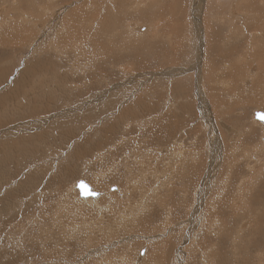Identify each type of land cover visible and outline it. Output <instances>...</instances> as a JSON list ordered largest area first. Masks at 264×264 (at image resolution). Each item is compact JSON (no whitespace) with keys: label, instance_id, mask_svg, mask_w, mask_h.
<instances>
[{"label":"rangeland","instance_id":"rangeland-1","mask_svg":"<svg viewBox=\"0 0 264 264\" xmlns=\"http://www.w3.org/2000/svg\"><path fill=\"white\" fill-rule=\"evenodd\" d=\"M136 1L0 0V102L11 97L0 107V264H264V125L253 117L264 111V64L255 56L264 52L263 27L249 37L264 1L252 17L242 14L249 0H224L223 9L211 0L215 11L210 0ZM28 5L37 33L23 21ZM153 7L161 14L138 15ZM107 14H120L113 29L86 40ZM199 21L213 28L201 34ZM128 26L142 33L130 36ZM212 30L221 37L206 45ZM252 74L259 78L249 83ZM79 180L98 194L80 197ZM239 188L249 197L239 199Z\"/></svg>","mask_w":264,"mask_h":264},{"label":"bare ground","instance_id":"bare-ground-1","mask_svg":"<svg viewBox=\"0 0 264 264\" xmlns=\"http://www.w3.org/2000/svg\"><path fill=\"white\" fill-rule=\"evenodd\" d=\"M31 1V0H30ZM41 1V0H40ZM42 1H45V0H42ZM117 0H114V3L116 2ZM138 1V0H137ZM136 1V2H137ZM199 0H193V3L191 4V6L193 7V5L194 4H196L197 2H198ZM209 1V0H208ZM258 1L259 0H257L256 1V4H257V6L259 5V3H258ZM261 1H264V0H261ZM118 2H120V0H118ZM140 2V1H139ZM148 2V1H147ZM159 2V1H158ZM176 2V1H175ZM200 2L201 3H203L202 2V0H200ZM207 2V1H206ZM223 2H224V0H221V1H217L216 2V4H215V7H220L221 9H223V7H222V5H223ZM245 1H243V2H241V3H244ZM33 3V2H32ZM38 3H40L41 4V2H38ZM44 3V2H43ZM123 3V2H122ZM132 3V2H131ZM134 3V2H133ZM141 3V2H140ZM149 3V2H148ZM154 3V2H153ZM177 3V2H176ZM260 3H262V2H260ZM121 4V3H120ZM172 4H174V3H172ZM204 4V3H203ZM203 4H202V6H203ZM225 4V3H224ZM232 4V8H233V11L236 13V9H237V4L238 3H235V2H232L231 3ZM245 4V3H244ZM254 4V1H251L250 3H248V4H246L245 5V7L247 6V7H249V8H251V6ZM39 5V4H38ZM117 5V4H116ZM125 5V4H124ZM153 5V4H152ZM157 5H158V3H157ZM156 5V6H157ZM213 4H212V2H211V0L209 1V4H208V7H209V9L210 8H212L214 11H215V9L213 8V6H212ZM30 5H28V7H29ZM33 6V5H32ZM32 6H30V7H32ZM115 5H113V7H114ZM119 6V5H118ZM117 6V7H118ZM132 6V5H131ZM136 6H138V5H136ZM206 6V5H205ZM3 7V6H2ZM30 7L28 8V12H27V16H25L24 18H23V21L25 22V23H27V24H29V27L30 26H32L33 28H31V30L32 31H35V27H34V25H31V23H32V21L30 20V16H31V13L29 14V12H31V10H33V8L32 9H30ZM34 7V6H33ZM116 7V6H115ZM121 7V6H120ZM135 7V6H134ZM158 7H161L160 5L159 6H157V8ZM177 7V6H176ZM190 7V6H189ZM198 7V6H197ZM43 8V7H42ZM58 8V7H57ZM122 8V7H121ZM125 8V7H124ZM154 8V7H153ZM156 8V7H155ZM155 8L154 9H152L153 11H155ZM156 8V12H143V11H138L139 13H138V15H140L141 17H142V15L144 14V16L145 17H147L148 19H152V17L151 16H156V15H160L161 14V11L159 12L158 10L159 9H157ZM202 8V7H201ZM219 8V11H222L221 9ZM41 9V8H40ZM63 9H65L64 8V6H60V8L57 10V18L58 17H60V15L64 12L63 11ZM114 9H116V8H113V10ZM118 9V8H117ZM126 9V8H125ZM172 9L173 8H168L166 11H167V13H171V11H172ZM205 9H207V8H205ZM209 9H207V10H209ZM211 9V10H212ZM229 9H231V7L229 8ZM4 10V9H3ZM3 10H1V8H0V12H2ZM43 10V9H42ZM45 10H47L46 8H45ZM55 10H56V8H55ZM67 10V9H66ZM109 10V9H108ZM112 10V9H111ZM119 10H120V8H119ZM123 10V9H122ZM121 10V11H122ZM138 10H141V9H138ZM148 10V9H147ZM150 11H151V9H149ZM161 10V9H160ZM171 10V11H170ZM185 10V9H184ZM190 10V9H189ZM207 10H205V14H206V11ZM116 11V10H115ZM201 11V10H200ZM210 11V10H209ZM209 11H208V13H209ZM219 11L217 12V13H219ZM5 12V11H4ZM4 12H3V14H4ZM33 12V11H32ZM109 13L111 12V11H108ZM117 12V11H116ZM135 12H137V11H135ZM157 12H159V13H157ZM190 12V11H189ZM211 12V11H210ZM213 12V11H212ZM243 12V13H242ZM242 14H245V10H242ZM7 13V11L5 12V14ZM165 13V12H164ZM172 13H173V11H172ZM201 13V12H200ZM202 13H204V12H202ZM259 11H255L253 14H255L256 16H258L259 15ZM113 14H114V12H113ZM113 14H107L106 15V17H105V15H104V18H102L100 21H101V23H100V25L98 26V27H96V28H92V30H90L89 32H90V35L86 38V40H88L89 42H91L92 40H91V35L92 34H95V40H96V35H97V33H96V31L97 30H100L101 29V27H102V30H104V31H107V29H113V26H114V24H116L118 21H117V18H118V14H116V15H113ZM136 14V13H135ZM213 14V13H212ZM214 14H216V13H214ZM240 14V13H239ZM1 15V14H0ZM137 15V14H136ZM146 15H148V16H146ZM171 15V14H170ZM189 15V14H188ZM210 15V14H209ZM4 16H6V15H4ZM213 16V15H212ZM238 16H240V15H238ZM263 16H264V14H263ZM28 17V18H27ZM218 17V16H217ZM230 17H232V16H230ZM234 17V16H233ZM39 18V17H38ZM176 18V17H175ZM186 18H188V17H186ZM205 18V17H204ZM224 18V17H223ZM244 18V17H243ZM242 18V19H243ZM32 19V18H31ZM100 19V18H99ZM123 19V18H122ZM219 19L220 20H222L221 19V17H219ZM239 19V18H238ZM241 19V18H240ZM239 19V20H240ZM245 19V18H244ZM2 20V19H1ZM63 20V19H62ZM94 20V19H93ZM120 20H121V18H120ZM203 20H205V19H203ZM207 20V19H206ZM213 20V19H212ZM227 20H229V19H227ZM232 20H234V19H232L231 18V20H229V22L227 23V24H231V21ZM34 21H36V20H34ZM43 21V20H42ZM96 21H98V20H96ZM96 21H95V23H96ZM151 21V20H150ZM190 21H192V20H190ZM92 22L93 21H91V24H92ZM123 22V21H122ZM121 22V23H122ZM155 22V21H154ZM200 22V31H199V33H201L202 32V27H203V23L201 22V21H199ZM198 22V23H199ZM203 22H205V21H203ZM214 22V21H213ZM242 22H245V21H242ZM260 22L262 23V24H260ZM256 21L255 23L253 22V24L254 25H252L251 24V26H252V28H253V30L251 31V33L249 34V37H253L254 39H255V36H257L258 35V29H261L262 30V27H263V29H264V18H262V21ZM124 23V22H123ZM220 23H221V21H220ZM226 23V22H225ZM224 23V24H225ZM36 24H37V22H36ZM97 24V23H96ZM153 24V23H152ZM214 24V23H213ZM216 24V23H215ZM232 24H234L235 25V23H234V21H233V23ZM44 25V23H40L38 26H37V29L36 30H38V31H42L43 29H42V27L41 26H43ZM123 25V24H122ZM175 25V24H174ZM218 25H220V24H218ZM226 25V24H225ZM144 26V25H143ZM222 26V29H224V27H223V24L221 25ZM229 26V25H228ZM58 27V26H57ZM56 27V28H57ZM121 27V26H120ZM119 27V28H120ZM124 27H126V26H124ZM136 27V26H135ZM171 27V26H170ZM204 27H206V29L205 30H207V28L208 29H210V28H213V26H211V24L210 23H208L207 21H206V26L204 25ZM215 28H217V30L219 29L218 27H216V26H214ZM230 27H232V26H230ZM247 27H250V26H247ZM59 28V27H58ZM144 28V27H143ZM142 28V29H143ZM172 28H174V27H172ZM199 28V27H198ZM227 28V27H226ZM229 28V27H228ZM128 29H129V31H127L128 32V34L131 36H135L136 34H140V33H142V31H140V32H136L135 33V31L132 29V28H130V26H128ZM154 29H155V27H154ZM176 29V28H175ZM204 29V28H203ZM222 29H220V30H222ZM231 29H233V28H231ZM231 29H229V31L231 30ZM125 30V29H124ZM144 30V29H143ZM152 30V29H151ZM211 30V29H210ZM254 30H256V31H254ZM258 30V31H257ZM260 30V31H261ZM175 31V30H174ZM173 31V32H174ZM215 31V30H214ZM213 30H212V33L211 32H208V37H205L204 38V40L206 39L207 40V44L206 45H208V44H212V43H216V41H215V39H217L218 37H219V34L217 33V32H214ZM36 33H37V31H35ZM144 32V31H143ZM172 32V31H171ZM178 32V31H177ZM177 32H176V34H177ZM206 32V31H205ZM219 32V31H218ZM224 32V31H223ZM222 32V33H223ZM264 31H261L259 34L261 35V37L262 36H264L262 33H263ZM111 33V32H110ZM203 33H204V31H203ZM210 33H211V37H210ZM220 33V32H219ZM227 33V32H226ZM104 34H106V33H104ZM103 34V35H104ZM202 34V33H201ZM232 34V33H231ZM98 35H99V32H98ZM172 35V34H171ZM200 35V34H199ZM204 35V34H203ZM202 35V36H203ZM221 35V34H220ZM224 35V34H223ZM222 35V36H223ZM241 35V34H240ZM73 36V35H72ZM100 36H102L101 34H100ZM106 36H109L108 34L106 35ZM106 36H104V37H106ZM111 36V35H110ZM173 37V40L171 41V43H172V47L176 44L175 43V40H174V36L175 35H172ZM201 36V37H202ZM228 36V35H227ZM229 36H230V33H229ZM233 36V35H232ZM238 36V35H237ZM98 37V36H97ZM139 37V36H138ZM177 37V36H176ZM201 37H200V39H201ZM221 37V36H220ZM219 37V38H220ZM224 37H226V36H224ZM100 38V37H99ZM122 38V37H121ZM133 38V37H132ZM135 39H136V37H134ZM129 39V38H128ZM135 39H133L134 41H135ZM138 39V38H137ZM211 39V40H210ZM258 39V38H257ZM100 40V39H99ZM117 40H119V38L117 39ZM122 39H120V41H121ZM131 40V39H130ZM262 40H264V39H262ZM94 41V40H93ZM104 41H105V39H104ZM85 42H87V41H85L84 40V43L83 44H85ZM177 42V41H176ZM206 42V41H205ZM251 43H250V48L251 47H253L254 49H255V47L257 46V44L256 45H254V40L253 39H251V41H250ZM262 42V41H261ZM93 43V42H92ZM97 43V42H96ZM99 43V42H98ZM101 43V42H100ZM119 42H117V44H118ZM178 43H179V41H178ZM256 43V42H255ZM83 44H76V45H74L75 47H76V49H77V51L75 50H73L74 52H72V55H73V57H79V56H81V55H83V53L81 54V46L83 45ZM110 44V43H109ZM90 45H91V43H90ZM94 45V44H93ZM123 45V44H122ZM206 45L204 44V46L206 47ZM259 45V44H258ZM84 46V45H83ZM105 46V45H104ZM112 46V45H111ZM176 46H177V44H176ZM260 46H261V43H260ZM260 46H258V47H260ZM74 47V48H75ZM106 47V46H105ZM115 47V46H114ZM121 47V46H120ZM160 48H161V46H159ZM178 47V46H177ZM262 47H264V43H262ZM83 48V47H82ZM110 48V47H109ZM122 48H123V46H122ZM133 48V47H132ZM163 48V47H162ZM209 48L210 49H214V47H211V46H209ZM140 49H141V47H140ZM145 49V48H144ZM172 49V48H171ZM181 49V48H180ZM252 49V48H251ZM254 49H252V50H254ZM92 50H93V47H92ZM125 50V49H124ZM173 50V49H172ZM181 50H183V49H181ZM180 50V51H181ZM71 51H72V49H71ZM70 51V52H71ZM115 50H113V52H114ZM131 51H133V50H131ZM145 50H143V52H144ZM161 51V50H160ZM185 51H186V49H185ZM188 51V50H187ZM91 52V51H90ZM93 52H94V50H93ZM92 52V53H93ZM112 52V51H111ZM110 52V53H111ZM142 52V51H141ZM181 52H183V51H181ZM95 53V52H94ZM123 53V52H122ZM144 53H146V51L144 52ZM144 53H142V54H144ZM188 53V52H187ZM231 53V52H230ZM254 53V52H253ZM96 54V53H95ZM94 54V55H95ZM126 54V52L124 53V55ZM139 54L141 55V53L139 52ZM92 55V54H91ZM91 55H90V58H92L93 57V55H92V57H91ZM119 55V54H118ZM138 55V54H137ZM136 55V56H137ZM171 55H173V54H171ZM183 55H185V56H187L186 54H183ZM191 55V54H190ZM259 56V57H261L262 58V61H261V63H263L264 64V52L263 51H260V50H256L255 51V56ZM123 56V55H122ZM157 56V55H156ZM170 56V55H169ZM165 57H167V55H165ZM188 57V56H187ZM249 57V56H248ZM251 57V56H250ZM115 58H116V56H115ZM118 58H120V57H118ZM139 58H141V59H143V56L142 57H139ZM139 58L137 57V59H138V61H139ZM171 58V57H170ZM178 58V57H177ZM95 59V58H94ZM112 59H114V58H112ZM123 59H124V57H123ZM125 59H126V56H125ZM124 59V60H125ZM172 59H173V57H172ZM193 59H195V58H193ZM250 59V58H249ZM253 60V59H252ZM73 61H75V59L73 60ZM164 61H167L168 62V59L167 58H165L164 59ZM172 61V60H171ZM170 61V62H171ZM112 62V61H111ZM134 62H137V60L136 61H134ZM170 62H168L169 64H170ZM174 62V61H173ZM172 62V63H173ZM73 63V62H72ZM162 63V62H161ZM199 63V62H198ZM254 63V62H253ZM253 63H252V68H250V67H248L247 69L248 70H255V66L253 65ZM75 64V63H74ZM122 64H125V63H122ZM257 64V62L255 63V65ZM262 64V65H263ZM132 65V67H134L133 66V64H129V67H128V69L130 68V66ZM196 65V64H195ZM248 65V64H247ZM12 65H10V67H11ZM16 66V65H15ZM126 66V64L124 65V67ZM198 66V65H197ZM256 66H258V65H256ZM72 67H74L73 65H72ZM71 67V68H72ZM123 66H121V68H122ZM127 67V66H126ZM125 67V68H126ZM166 68H167V66H166ZM246 68V67H245ZM73 69V68H72ZM124 69V68H123ZM127 69V68H126ZM126 69H124V71L126 70ZM258 69V68H257ZM134 70V69H133ZM169 70V69H168ZM242 70H243V68H242ZM142 71V70H141ZM256 72H254V73H259V70H255ZM261 71V70H260ZM69 72V71H68ZM76 71H74V73H75ZM161 72H162V70H161ZM164 72V71H163ZM194 72V71H193ZM79 73V72H78ZM77 73V74H78ZM129 73V72H128ZM132 73H133V71H132ZM142 73V72H141ZM153 73V72H152ZM252 73V72H251ZM70 74H72V73H70ZM82 74V73H81ZM144 74V73H143ZM154 74V73H153ZM171 74V73H170ZM3 75V74H2ZM79 75V74H78ZM85 75V74H84ZM87 75V74H86ZM128 75V74H127ZM137 75V74H136ZM142 75V74H141ZM252 75H254V74H252ZM257 75V74H256ZM259 75V74H258ZM4 76V75H3ZM88 76H90L91 77V74H89ZM126 76V75H125ZM140 76V75H139ZM162 76V75H161ZM264 76V75H263ZM90 77H88L87 78V82L86 83H88V82H91V79H90ZM94 77H95V75H94ZM133 77V76H132ZM258 77V76H257ZM161 78V77H160ZM164 78V77H163ZM259 78V77H258ZM261 78V77H260ZM68 78H65V80H67ZM98 79H99V77H98ZM97 79V80H98ZM167 79V78H166ZM169 79V78H168ZM83 80H85V77H84V79ZM95 80H96V78H95ZM248 81H249V79H247ZM164 81V80H163ZM6 82H7V80H6ZM76 82V81H75ZM93 82V81H92ZM90 83L91 85H90V87H92L93 86V83L95 82H93V83ZM100 82H102V81H100ZM124 82H125V80H124ZM165 83V82H164ZM166 83H168L167 81H166ZM249 83H250V81H249ZM4 84V83H3ZM41 84H43L42 86H40L41 88L43 87H45V89H47L48 88V86H45L47 83H41ZM40 84V85H41ZM97 84V83H96ZM1 85V84H0ZM73 85V90H74V87H75V89H79V86H80V84H72ZM79 85V86H78ZM89 85V83L87 84V86ZM98 85H100L99 83H98ZM103 85V84H102ZM165 85H167V84H165ZM256 85V84H255ZM76 86H78L77 88H76ZM83 86H84V84H83ZM168 86V85H167ZM71 87V86H70ZM86 87V86H85ZM103 87H105V86H102L101 88H103ZM99 88H100V86H99ZM100 88V89H101ZM111 88H113V87H111ZM165 88V87H164ZM163 88V89H164ZM59 89H60V87H59ZM96 89V88H95ZM168 89V88H167ZM43 90V89H42ZM73 90H72V92H73ZM104 90H106V89H104ZM259 90V89H258ZM60 91H62V90H60ZM59 91V92H60ZM76 91V90H75ZM88 91H89V89L88 88H83V91H80L79 92V96H81L82 94H88ZM108 91V90H107ZM40 92H42L41 90H40ZM109 92V91H108ZM258 92V91H257ZM110 93V92H109ZM60 94V93H59ZM96 94V93H95ZM101 94V93H100ZM111 94V93H110ZM97 95V94H96ZM104 95V94H103ZM92 94L91 95H89V96H87L86 98H85V101L87 100H89V99H92ZM98 96V95H97ZM107 96H108V94H107ZM94 97V96H93ZM96 97V96H95ZM106 96H104L103 98H105ZM111 97V96H110ZM130 97V96H129ZM128 97V98H129ZM138 97V96H137ZM8 98H11L10 97V95H8ZM108 98V97H107ZM127 98V99H128ZM126 99V98H125ZM131 99V98H130ZM109 100V99H108ZM111 100V99H110ZM109 100V101H110ZM121 100V99H120ZM90 101V100H89ZM101 101H102V99H101ZM113 101V100H112ZM124 101V100H123ZM138 101V100H137ZM39 102L45 107V108H47L48 107V104H47V102H45V101H43V100H39ZM119 102V101H118ZM117 102V103H118ZM128 102V101H127ZM140 102V101H139ZM86 103V102H85ZM89 103V102H88ZM93 103V102H92ZM116 103V104H117ZM120 103V102H119ZM96 104V103H95ZM90 105V104H89ZM101 105H103V104H101ZM113 105V104H112ZM91 106V105H90ZM105 106V105H104ZM107 107V106H106ZM118 107H119V104H118ZM114 108V107H113ZM116 108V107H115ZM141 108H142V105H141ZM108 109H109V106H108ZM116 110V109H115ZM108 111H110V110H108ZM165 112V111H164ZM102 113V112H101ZM110 113V112H109ZM116 113V112H115ZM58 114H60V113H58ZM106 114H108V113H106ZM119 114V113H118ZM58 116V115H57ZM118 116V115H117ZM125 116V115H124ZM108 117V116H107ZM121 117V116H120ZM51 123H52V121H50ZM124 125V123H122V127H124L123 126ZM223 126H225L224 124H222ZM51 126V125H50ZM57 126V125H56ZM120 126H121V123H120ZM113 127V126H112ZM118 127V126H117ZM114 128V127H113ZM105 130V129H104ZM107 130V129H106ZM113 130V129H112ZM107 132V131H106ZM250 135V133L247 135V136H249ZM114 139V138H113ZM239 139V138H238ZM237 139V140H238ZM19 152V151H18ZM28 153V152H27ZM28 154H30V151H29V153ZM38 154V153H37ZM259 154V153H258ZM16 155V154H15ZM31 155H33V154H31ZM250 155H252V154H250ZM254 155V154H253ZM245 157V156H244ZM257 157V156H256ZM259 158V157H258ZM1 163V162H0ZM3 163V162H2ZM2 165V164H1ZM0 165V166H1ZM246 165V164H245ZM244 166V165H243ZM248 166V165H247ZM249 167V166H248ZM250 167H251V165H250ZM254 168V167H253ZM257 168V167H256ZM261 168V167H260ZM262 169V168H261ZM255 170V169H254ZM248 171H250V169H248ZM260 173V172H259ZM251 175V174H250ZM249 176V175H248ZM210 177V176H209ZM250 177V176H249ZM244 178V177H243ZM247 178V177H246ZM210 180V179H209ZM247 181V180H246ZM255 182V181H254ZM77 183V182H76ZM245 183V182H244ZM252 183V182H251ZM256 183V182H255ZM236 184V183H235ZM238 184V183H237ZM239 184H241V183H239ZM238 184V185H239ZM250 184V183H249ZM89 185V184H88ZM257 185V184H256ZM90 186V191L91 192H93L94 193V196H96L97 194H98V190H96V189H93L92 187H91V185H89ZM239 186H242V184L241 185H239ZM244 186V185H243ZM246 186V185H245ZM251 186V185H250ZM247 187V186H246ZM257 187V186H256ZM259 187V186H258ZM262 187V186H261ZM241 188V187H240ZM239 188V189H240ZM254 188V187H253ZM242 189V188H241ZM241 189H240V192H239V199H241V200H243L244 199V196H245V194H246V192H242L243 190L245 191V189L243 188V190L241 191ZM246 189H248V188H246ZM263 189V188H262ZM205 190V187H204V189H199V192L202 194V192ZM237 190V189H236ZM247 191V190H246ZM249 191V190H248ZM249 194H251V192H248ZM261 193V192H260ZM236 195V194H235ZM247 196L246 197H249L248 196V194H246ZM94 196H90V197H94ZM238 196V195H237ZM251 196V195H250ZM229 197V196H228ZM234 197V196H233ZM236 198V197H235ZM238 198V197H237ZM238 199V200H239ZM232 200H235V199H233L232 198ZM237 200V201H238ZM250 200V199H249ZM245 202H246V200H244ZM235 202H236V200H235ZM2 203V202H1ZM233 203V202H232ZM230 203L231 204V207H232V205L233 204H235V203ZM237 203V202H236ZM240 203V202H239ZM248 203V202H247ZM259 203H261V202H259ZM258 203V204H259ZM263 203V202H262ZM229 204V205H230ZM251 204H252V202H251ZM250 204V205H251ZM256 204V203H255ZM239 205V204H238ZM247 205V204H246ZM249 205V206H250ZM237 205H235V207H236ZM239 206H241V205H239ZM248 205H247V209H249V210H251L250 208H251V206L249 207ZM256 207H254V208H257V205H255ZM258 207H260V206H258ZM227 208H229V209H232V208H230V207H228L227 206ZM236 208H238V207H236ZM236 208H234V209H236ZM242 208V207H241ZM253 208V207H252ZM234 209H233V213H234ZM246 209V208H245ZM245 209H244V211H245ZM260 209H261V207H260ZM259 209V210H260ZM237 210H239V209H237ZM259 210H255V211H259ZM243 211V210H242ZM244 211H243V213H244ZM237 212V211H236ZM239 212V211H238ZM240 212H241V209H240ZM247 211H245V213H246ZM248 213V212H247ZM255 213V212H254ZM263 213V212H262ZM236 214V213H235ZM240 215H242V213H239ZM259 214V213H258ZM238 215V214H237ZM252 215V214H251ZM243 216V215H242ZM246 217H247V215H246ZM249 217V216H248ZM251 217V216H250ZM258 217V216H257ZM259 217H261V216H259ZM263 217H264V215H263ZM255 218H256V216H255ZM255 218H251V220L252 219H255ZM243 219V218H242ZM241 219V220H242ZM248 219V220H247ZM246 220H242V227H245L246 226V224H248V223H250L251 221H250V218H247ZM264 220V219H263ZM250 221V222H249ZM255 221V220H254ZM210 223H211V221H210ZM254 224V223H253ZM256 224V223H255ZM253 228L255 227V226H253V225H251ZM249 228H250V226H248ZM251 227V228H252ZM258 227V226H257ZM260 227V226H259ZM262 228V227H261ZM260 229V228H259ZM258 231V230H257ZM260 232H261V230H260ZM260 232H257V233H260ZM248 233H249V230H248ZM250 234V233H249ZM251 235V234H250ZM250 235H248V236H250ZM247 236V237H248ZM250 238V237H249ZM248 238V239H249ZM242 242V241H241ZM255 245H254V247L257 245V246H260V245H258V244H256V243H254ZM241 245H242V243H241ZM243 247V246H242ZM263 247V246H262ZM256 248V247H255ZM142 249V248H141ZM260 249V248H259ZM264 249V248H263ZM258 249H256L255 251H257ZM258 252V251H257ZM240 253V252H239ZM214 254H216V253H214ZM226 254H227V252H226ZM254 256H256V255H254ZM260 257V256H259ZM211 258V257H210ZM209 263V262H208ZM227 263V262H226ZM210 264H212V263H210ZM260 264H262V262L260 263Z\"/></svg>","mask_w":264,"mask_h":264},{"label":"crops","instance_id":"crops-1","mask_svg":"<svg viewBox=\"0 0 264 264\" xmlns=\"http://www.w3.org/2000/svg\"><path fill=\"white\" fill-rule=\"evenodd\" d=\"M251 2V0H249L248 2H244L245 3V5L246 4H248V3H250ZM257 4H256V2H254V4L251 6V8L249 9V10H246V12L245 13H247V14H249V16L250 17H252L251 16V14H253L254 12H255V10H256V8H255V6H256ZM246 8H247V6H246ZM249 8V7H248ZM118 17H120V14H118ZM250 17H249V20H250ZM117 20H118V18H117ZM85 34V36H86V38L90 35V32H85L84 33ZM89 48H90V50H92V46L91 45H89ZM81 56H83V55H81ZM80 57V56H79ZM75 67V66H74ZM239 67L242 69L243 68V64H241V65H239ZM233 69H234V71L235 72H237V69H235V67H233ZM73 70V69H72ZM86 74V73H85ZM18 77V76H17ZM247 79H249V81L251 82V81H253V80H256L257 79V77H256V75H251L250 76V78H247ZM48 80H50V78H47V80L46 81H44V83H47L45 86H48ZM51 81H53L52 79H51ZM247 81V80H246ZM86 82H87V80H86ZM91 85V84H90ZM89 85V86H90ZM70 86V85H69ZM63 87H64V84H63ZM48 89V88H47ZM81 91H83V90H81ZM53 96L54 97H56V91L55 90H53ZM6 94V93H5ZM87 96H89V94H86ZM92 95H94V94H92ZM81 96H85V94H82ZM74 100L73 101H78L77 102V107H78V105H79V107L78 108H80V106H81V104H83V102H81V101H85V99H83V100H81V99H79V96H75L74 98H73ZM6 101H9L10 103H11V99H9L8 97H5V98H1V102H0V107H2L3 106V103L4 102H6ZM12 105V104H11ZM76 104L74 103V106H75ZM64 108V107H63ZM14 110H16L14 113H17V114H22V112L21 111H18L19 109H17L16 107H14L13 108ZM30 113H28L27 115L29 116L31 113H34V109H32V110H28ZM58 114V113H57ZM23 115V114H22ZM43 121V124L46 126L47 125V122L45 121V120H42ZM0 125H2V124H0ZM5 134H6V132H4L3 133V135H2V137H5ZM76 139V138H75ZM31 144H32V142H30Z\"/></svg>","mask_w":264,"mask_h":264},{"label":"water","instance_id":"water-1","mask_svg":"<svg viewBox=\"0 0 264 264\" xmlns=\"http://www.w3.org/2000/svg\"><path fill=\"white\" fill-rule=\"evenodd\" d=\"M253 117L254 119L261 121L262 124L264 125V111L258 109L253 112ZM83 185V187H81ZM76 188L79 192V196L82 198H86L89 196H94V193L90 191V186L83 180H79L76 183Z\"/></svg>","mask_w":264,"mask_h":264},{"label":"snow or ice","instance_id":"snow-or-ice-1","mask_svg":"<svg viewBox=\"0 0 264 264\" xmlns=\"http://www.w3.org/2000/svg\"><path fill=\"white\" fill-rule=\"evenodd\" d=\"M262 118H264V117H262ZM81 187H83V185H81Z\"/></svg>","mask_w":264,"mask_h":264}]
</instances>
